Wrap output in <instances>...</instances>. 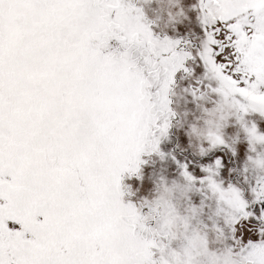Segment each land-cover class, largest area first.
<instances>
[{
  "label": "snow or ice",
  "instance_id": "1",
  "mask_svg": "<svg viewBox=\"0 0 264 264\" xmlns=\"http://www.w3.org/2000/svg\"><path fill=\"white\" fill-rule=\"evenodd\" d=\"M145 2L0 0V264H264V0Z\"/></svg>",
  "mask_w": 264,
  "mask_h": 264
},
{
  "label": "rangeland",
  "instance_id": "2",
  "mask_svg": "<svg viewBox=\"0 0 264 264\" xmlns=\"http://www.w3.org/2000/svg\"><path fill=\"white\" fill-rule=\"evenodd\" d=\"M179 3L183 4L186 9H190L191 5L195 3V0H179ZM144 7L147 11L149 18L155 21V26H153V28L156 33L161 32L173 38L191 36L192 38L196 39L198 37L200 30L196 20V12L194 10L188 12L190 20H182L180 21V23H177L175 21L170 20L168 15L169 12L174 13L176 11V8L174 7V0H147L144 3ZM177 79L180 85V87L178 88V92L180 94L178 93L177 97H174L173 99L177 102L174 106L177 108V111L179 113L177 118L178 128L174 129L175 138L172 139L174 140L175 146L179 144L181 145V147H184L188 143V138L186 135H184L183 129L179 127L185 122L187 118L191 120L195 116H198L200 113L197 110L195 113L189 115L188 117H185V114H183V109L185 108L187 109V111L192 110L193 102L191 101V98H182L183 94L181 90L184 84H186L187 82L179 81V77H177ZM188 100L189 103H187ZM176 149L180 151L179 148ZM189 154V152L184 153V155ZM161 167L166 170V174L169 176V178H175V165L172 164L170 160L167 163H162L159 160H156L155 164H152L151 160H149V164L145 166V181L143 189L144 194L151 193L152 189L154 188L152 174L154 172H158ZM194 199L198 202L199 197L194 196Z\"/></svg>",
  "mask_w": 264,
  "mask_h": 264
},
{
  "label": "flooded vegetation",
  "instance_id": "3",
  "mask_svg": "<svg viewBox=\"0 0 264 264\" xmlns=\"http://www.w3.org/2000/svg\"><path fill=\"white\" fill-rule=\"evenodd\" d=\"M146 1H147V0H146ZM157 34H158V35H161V36L166 35V34H163V33H161V32H159V33H157ZM199 34H200V33H199ZM199 34H198V37H199ZM187 37H189V38L193 41V43H198V37H197L196 39L192 38L191 36H187ZM178 77H179V74H178ZM185 103H186V102H185ZM187 103H189V100L187 101ZM196 111H197L196 106H195V104L193 103L192 110L187 111V109L184 108V109H183V114H185V113L187 112L189 115H191V114L195 113ZM262 127H264V124H262ZM174 133H175V131L173 130V136H172V138H175ZM173 148H176L173 139H171V141L166 142V143L164 144V150H165V151H169V150H171V149H173ZM245 153H246V145H245V144H242V145L240 146V157H239L238 159H235V160H234V166H237V165L243 163V161H244V159H245ZM176 154H177L178 156H180V151L177 150V149H176ZM150 160H151V159H150ZM172 164H173V163H172ZM232 175L234 176L235 174H232ZM225 178L227 179L228 177L226 176Z\"/></svg>",
  "mask_w": 264,
  "mask_h": 264
}]
</instances>
